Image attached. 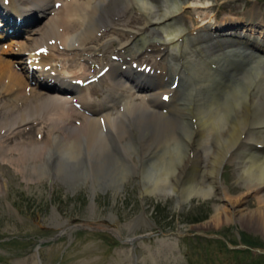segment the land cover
<instances>
[{"label": "bare ground", "instance_id": "1", "mask_svg": "<svg viewBox=\"0 0 264 264\" xmlns=\"http://www.w3.org/2000/svg\"><path fill=\"white\" fill-rule=\"evenodd\" d=\"M19 1L8 0L5 3V0H0L6 16V13L10 12L13 16L22 17L25 11L21 5L29 4L24 0L26 4L23 2L19 5ZM55 1L62 3L60 9L56 12L54 10L56 17L51 18L41 30L28 31L25 43L9 41L7 53L22 56L21 58L28 56L16 64L24 63L26 68L23 70L27 71L33 66H38L41 76L50 79L54 78L51 75L53 67L58 70L62 59L65 58L60 70L64 74H72L69 78L73 83L86 80V77H81L80 72L75 70L86 61L83 59V51L87 48L97 51V48L88 47V44H95L94 47H97V36L102 31L105 34L116 32L111 26H114L115 18H119L122 23L126 12L129 11L128 3H134L143 13L145 26L151 27L155 24L164 29L163 35L156 40L171 45L172 48L183 46L188 34L180 25L173 27V30L170 29L172 27L164 25L177 17L182 21L187 9L201 22L198 28L218 23L215 15L209 14L208 10L212 6L210 0H192L187 3L183 0H30V3L48 8L51 3H56ZM229 19L224 16L222 22L227 23ZM234 20L244 24L238 28L239 33H248L260 43H264L262 22L259 23L260 26H256L246 16ZM1 26L0 20V29L6 28L0 31V38L3 34H17L20 27L9 20L3 28ZM122 26L123 30L128 28L126 24ZM10 30L13 32H7ZM39 33L40 38L35 40L34 37ZM120 33L126 37V41L120 44L123 49L120 55L122 64L117 62L116 66L120 69L127 65L131 69L133 63H136L137 52L140 53L149 46L147 41H151L148 36L152 35V31H146L142 37L132 32L120 30ZM11 44H15L13 48ZM61 47L68 50V54L61 53L64 50ZM235 47L232 44L213 46L208 48V51L221 56L219 50L226 49L225 52L236 53L239 50ZM5 53L3 51L2 54ZM260 54L257 52L254 58L249 54L248 58L243 59H250V62L259 65L263 61ZM7 63L10 64L11 61L0 57V156L10 158V163L18 169L31 168L33 172L38 173V170L43 169L39 166L45 167L46 163L51 171L62 174L66 179L76 180L79 174H92L94 168H103L109 160L116 167L115 177L120 183L124 181L121 176L130 169L138 170L143 195L163 197L173 193L176 194L178 204L183 205L194 196L206 200L220 192V198L226 202V206L222 207L224 209L215 206L214 219L217 225L221 223V218L229 223L233 221L234 216L239 215V219L250 222L256 219L254 223L264 230V80L260 77L245 75L229 86L224 80L227 72L223 64L213 65L210 68H215L218 72L216 80L219 83L215 85L214 82L203 81L199 72L195 71L193 85L190 89L185 88L187 95L179 105V111L172 107L163 113V106L158 108L159 100L170 95V102L164 103L167 106L176 99L177 92L163 90L156 84L155 89L150 88L144 90L143 95L134 96L133 90H137L139 94L143 93L138 83L134 86L124 84L115 76L117 74L112 76L111 72H108L104 77L110 82L113 81V85L107 91V100L110 96L112 103H116L118 98L125 94L124 105L122 110L115 109L112 114L108 115L107 112L101 117L90 118L61 98L52 97L43 91L36 92L35 88L33 91L26 90L28 72L24 71L27 76L16 73ZM189 64L188 61L184 62L185 66ZM49 65L52 68L47 71ZM167 70L168 67H165L163 72L157 74L167 78L171 75V72L166 75ZM82 74L87 76L86 72ZM173 75L179 76V73ZM153 76H156L158 83V76L155 73ZM143 78L147 79V76ZM152 79L153 77H150V80ZM86 90L88 93H84ZM89 91L86 87L82 89L78 99L83 102L90 100V103H93L95 99ZM90 103H84L83 106L86 107ZM75 119L82 120L80 126L73 124ZM36 122L44 124L47 138L43 145L23 139L25 131L21 128ZM215 132H226L228 138L220 142L222 135H218L212 150L209 145ZM14 138L19 139V142L9 149L8 142H12ZM207 148L210 151L208 156L205 154ZM134 153L140 155L138 165L130 161ZM228 159L238 164V176L244 183L247 194L234 197L224 186L220 174ZM245 195H254L259 205L255 212L249 213L247 219L243 209Z\"/></svg>", "mask_w": 264, "mask_h": 264}, {"label": "rangeland", "instance_id": "2", "mask_svg": "<svg viewBox=\"0 0 264 264\" xmlns=\"http://www.w3.org/2000/svg\"><path fill=\"white\" fill-rule=\"evenodd\" d=\"M252 1L210 0L212 9L209 11L217 16L224 12L241 16L253 3L264 11V0ZM54 14L46 16L40 28L56 17ZM185 15L189 30L201 24L188 9ZM142 16L135 8L122 23L114 24L117 26L115 37H121L117 38L118 42L125 40L120 33L122 25L136 32L144 23L138 19ZM34 38L39 39L40 33ZM110 39L114 37L101 39L99 44L105 45ZM118 45L114 41L113 47L108 45L96 52L87 48L84 54L99 65L106 62L109 52ZM8 50L9 45L0 47L1 54ZM148 57L144 61L161 65L157 55L149 53ZM138 63L141 65L142 60ZM15 65L14 62L8 64L16 71ZM97 65L91 74L98 70ZM24 130L26 141L42 143L45 139L44 136L41 141L36 136L39 125L37 128L30 125ZM218 135H222L220 142L228 138L226 132H215L209 145L212 150ZM17 142L19 139L14 138L8 142V148H14ZM205 154H210L209 148ZM139 158V153H134L130 161L138 165ZM42 166L38 173L31 168L20 170L10 163V158L0 156V264H264V230L254 223L256 219L250 222L239 219L238 215L232 222L221 218V223L216 224L215 206L221 209L226 206L220 192L206 200L194 196L179 205L173 193L163 197L143 195L137 169H130L126 177L121 176L124 181L120 183L115 177L116 167L109 160L103 168H94L92 174H79L76 180L51 171L46 163ZM238 175V164L230 161L225 166L223 182L234 197L247 194ZM243 200L247 219L259 206L258 200L254 195H245ZM87 225L97 229L92 230ZM115 229L124 240L146 233L151 236L133 245L122 244L113 235Z\"/></svg>", "mask_w": 264, "mask_h": 264}, {"label": "water", "instance_id": "3", "mask_svg": "<svg viewBox=\"0 0 264 264\" xmlns=\"http://www.w3.org/2000/svg\"><path fill=\"white\" fill-rule=\"evenodd\" d=\"M235 46H241L239 48L235 47L239 51H237L236 53H229V52L227 53L228 55H231L232 60L230 59L229 60L230 62H227L225 64H223L221 62V64H223V66H224L225 71L227 72L226 73L227 76H225V79H224L225 82L229 83V86H232L240 77L245 76V75H250V77L258 76L264 80V59H263L264 53H263V51L260 50V52H259V53H261L260 54V55H262L261 59L263 60L262 62H260L259 65H257L254 62H248L245 66L240 65L239 67L234 69V65H232L231 63L236 58L235 54H237V55L241 54V55H245V56L252 54V57L256 56V54H257L256 50H253V52L246 50L245 48H247V46L243 43L236 42ZM241 50H243V51H241ZM243 52H245V53H243ZM224 56L225 55L222 54L221 57H224ZM234 56H235V58H234ZM237 61H239V60H237ZM210 64H213V63H210ZM204 65H205V62H203V60L201 59L199 64H197V65L194 64L192 66L186 67L185 73L189 77L187 79H181L184 88L190 89L191 86L193 85L192 81L195 79V71L199 72L201 79L203 81L214 82L215 85H216V83H219L216 80L218 72L215 74H213V73L211 74V72H212L211 68L206 69L205 71H202L204 68L203 67ZM258 74H260V75H258ZM212 75L214 77H212ZM186 95L187 94L184 95L185 96L184 99L186 98Z\"/></svg>", "mask_w": 264, "mask_h": 264}]
</instances>
